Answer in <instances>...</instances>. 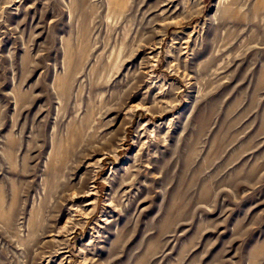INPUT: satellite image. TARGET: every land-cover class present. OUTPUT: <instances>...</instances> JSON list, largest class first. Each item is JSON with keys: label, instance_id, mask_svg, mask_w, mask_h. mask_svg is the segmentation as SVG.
Masks as SVG:
<instances>
[{"label": "rangeland", "instance_id": "obj_1", "mask_svg": "<svg viewBox=\"0 0 264 264\" xmlns=\"http://www.w3.org/2000/svg\"><path fill=\"white\" fill-rule=\"evenodd\" d=\"M0 264H264V0H0Z\"/></svg>", "mask_w": 264, "mask_h": 264}]
</instances>
